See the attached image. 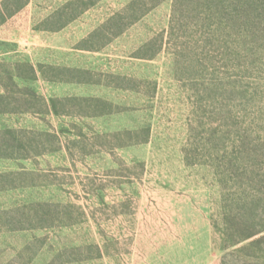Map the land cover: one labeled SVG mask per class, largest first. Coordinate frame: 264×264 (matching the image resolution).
Returning a JSON list of instances; mask_svg holds the SVG:
<instances>
[{"label":"rangeland","instance_id":"rangeland-1","mask_svg":"<svg viewBox=\"0 0 264 264\" xmlns=\"http://www.w3.org/2000/svg\"><path fill=\"white\" fill-rule=\"evenodd\" d=\"M28 2L0 25V264H264V0L246 32Z\"/></svg>","mask_w":264,"mask_h":264},{"label":"trees","instance_id":"trees-1","mask_svg":"<svg viewBox=\"0 0 264 264\" xmlns=\"http://www.w3.org/2000/svg\"><path fill=\"white\" fill-rule=\"evenodd\" d=\"M29 0H2L0 2V25L4 23L9 17L13 16L17 12H19L25 5H27ZM82 1V0H79ZM163 0H133V3L128 8L130 15L136 16L134 18L138 19L137 13L140 12L139 5L148 4V10L155 7L158 3ZM262 0H173V19L172 22H183L185 19L192 18L197 21L201 20L202 22H206L209 24L213 21L217 23L220 27L223 28V24L225 25L224 29L227 31H234L237 27L240 31H247V28L259 18V13L261 10ZM84 4V5H83ZM82 4V10L86 7L90 6L92 3L85 2ZM134 7H131L133 6ZM137 5V7H136ZM57 12L52 16L53 19L57 18ZM77 15V14H76ZM74 17H70L67 22L72 20ZM123 16L120 15L119 19L114 17L109 18V22L106 25H110L109 28H113L112 35H119L123 32L124 27H120L121 23H123ZM114 19L117 21L113 22ZM112 21V23H111ZM131 22V21H130ZM111 23V24H110ZM119 29V31H117ZM172 29H174V25H172ZM155 53L153 52L151 55L145 54V58H153ZM34 98H39V95H30ZM3 98L5 96H2ZM47 106V103L44 102ZM264 230V229H263ZM256 231L251 233L246 238H250L255 236L256 234L262 232ZM261 239H264V235H262ZM259 239V240H261ZM235 241L233 242V244Z\"/></svg>","mask_w":264,"mask_h":264}]
</instances>
